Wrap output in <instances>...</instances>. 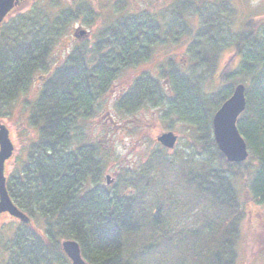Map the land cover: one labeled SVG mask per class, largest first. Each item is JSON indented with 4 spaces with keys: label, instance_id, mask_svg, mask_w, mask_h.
<instances>
[{
    "label": "trees",
    "instance_id": "trees-1",
    "mask_svg": "<svg viewBox=\"0 0 264 264\" xmlns=\"http://www.w3.org/2000/svg\"><path fill=\"white\" fill-rule=\"evenodd\" d=\"M227 1L177 0L161 13L123 14L55 66L52 50L69 22L68 10L52 11L60 0L36 2L0 24V119L14 117L22 102L36 130L7 178L14 204L31 221L1 225L0 264H72L66 239L79 243L89 264H238L245 212L236 180L245 178L253 200L264 204V19L235 27ZM184 37L190 68L169 58L159 67L166 85L141 73L117 108L164 107L195 128L197 149L157 148L108 185L106 155L86 142L82 122L124 68ZM228 49L235 56L215 77ZM38 76L42 86L31 101ZM239 83L246 107L237 127L249 156L230 162L213 117Z\"/></svg>",
    "mask_w": 264,
    "mask_h": 264
},
{
    "label": "rangeland",
    "instance_id": "rangeland-1",
    "mask_svg": "<svg viewBox=\"0 0 264 264\" xmlns=\"http://www.w3.org/2000/svg\"><path fill=\"white\" fill-rule=\"evenodd\" d=\"M41 1L44 2V5L46 4V0H22L16 7L18 9L9 17L20 11L24 12L34 3ZM60 1V6L51 10L57 12L61 8L68 10L69 22L52 50V66L61 63L78 42L84 40L92 43L99 29L113 23L121 15L135 14L144 10L161 13L177 0ZM208 1L212 5L216 3V0ZM226 6H230V9L233 10L234 18L232 20L235 27L241 26L249 17L264 19V0H228ZM195 22L197 24L198 20L196 19ZM80 28L87 31L84 36H79L81 35L78 32ZM187 40L188 38L184 37L178 43L158 45L149 60L140 62L136 66L124 68L110 89L97 101L95 114L82 122L86 142L97 143L106 155L105 175L110 176L108 185H115L124 171L137 169L157 148L163 147L169 153H173L176 149H197L194 141L197 135L195 128L179 120L175 115H167L164 107L144 106L134 113H125L117 108L118 98L141 73L149 72L166 85L165 79L159 76V67L169 58L176 60L183 69H189ZM234 52V49H228L221 53L215 77L233 59ZM236 62L234 63L236 64ZM216 80L218 81V78ZM41 81L40 76L35 79L29 92L30 97L29 95L27 97L31 101L39 93L42 86ZM18 106L14 117L4 120L15 146L12 158L7 162V175L13 168L17 155L22 153L25 144L36 136V130L28 126L26 119L29 107L23 106L22 102ZM167 131H173L178 135L177 144L173 149L162 146L157 140L158 135ZM236 186L245 212L238 241V264H264V204H258L253 200L245 178L244 180L242 177L237 179ZM10 219L14 218L9 214H1L0 227Z\"/></svg>",
    "mask_w": 264,
    "mask_h": 264
},
{
    "label": "water",
    "instance_id": "water-1",
    "mask_svg": "<svg viewBox=\"0 0 264 264\" xmlns=\"http://www.w3.org/2000/svg\"><path fill=\"white\" fill-rule=\"evenodd\" d=\"M21 1L0 0V24L18 9L16 7ZM86 33L87 31H80L81 36ZM245 107V85L239 83L235 86L232 95L221 105L213 117L215 140L219 149L230 162H243L249 156L247 142L237 127V121ZM10 137L7 125L0 120V215L9 214L23 223H30L31 218L14 204L7 190V162L12 158L15 147ZM157 140L163 146L173 149L177 144L178 135L173 131H167L160 134ZM109 177L108 175L107 178L110 179ZM62 247L72 264H89L82 256L80 245L76 240L66 239L62 242Z\"/></svg>",
    "mask_w": 264,
    "mask_h": 264
},
{
    "label": "bare ground",
    "instance_id": "bare-ground-1",
    "mask_svg": "<svg viewBox=\"0 0 264 264\" xmlns=\"http://www.w3.org/2000/svg\"><path fill=\"white\" fill-rule=\"evenodd\" d=\"M82 29L80 28L78 32H80ZM1 121L4 123L5 121L1 119Z\"/></svg>",
    "mask_w": 264,
    "mask_h": 264
}]
</instances>
